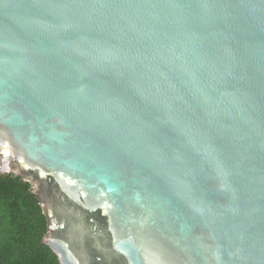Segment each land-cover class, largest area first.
<instances>
[{
    "label": "water",
    "instance_id": "obj_1",
    "mask_svg": "<svg viewBox=\"0 0 264 264\" xmlns=\"http://www.w3.org/2000/svg\"><path fill=\"white\" fill-rule=\"evenodd\" d=\"M58 264H264V0H0V176Z\"/></svg>",
    "mask_w": 264,
    "mask_h": 264
},
{
    "label": "trees",
    "instance_id": "obj_2",
    "mask_svg": "<svg viewBox=\"0 0 264 264\" xmlns=\"http://www.w3.org/2000/svg\"><path fill=\"white\" fill-rule=\"evenodd\" d=\"M46 218L31 186L14 175L0 176V264H58L42 243Z\"/></svg>",
    "mask_w": 264,
    "mask_h": 264
}]
</instances>
